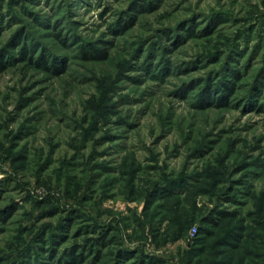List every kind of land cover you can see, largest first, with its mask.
I'll list each match as a JSON object with an SVG mask.
<instances>
[{"label": "rangeland", "instance_id": "rangeland-1", "mask_svg": "<svg viewBox=\"0 0 264 264\" xmlns=\"http://www.w3.org/2000/svg\"><path fill=\"white\" fill-rule=\"evenodd\" d=\"M2 55L0 264H264V0H0Z\"/></svg>", "mask_w": 264, "mask_h": 264}, {"label": "trees", "instance_id": "trees-1", "mask_svg": "<svg viewBox=\"0 0 264 264\" xmlns=\"http://www.w3.org/2000/svg\"><path fill=\"white\" fill-rule=\"evenodd\" d=\"M139 6H142V5H139ZM25 48V47H24ZM95 54H90L89 52L87 51H84L83 52V57L86 58V59H94V60H98V59H105L106 57V54L105 52L101 51V50H95L94 51ZM6 56L5 55H2L0 61L2 62L3 59H5ZM44 60L41 61L40 63L41 64H44ZM57 64L54 65V68H47L48 70L47 71H51V72H54L55 71H61L62 68H59L58 66H56ZM56 67V68H55ZM230 69H226V74L222 75L223 77L217 81L216 84L213 85V83H208V84H205V86H203L201 89L203 92H201V94L199 95V101L202 105H217V106H222V105H226V99L229 95L232 94L234 88V81L237 79L238 76H233V75H230L229 73ZM230 76V79L227 78ZM232 77V78H231ZM232 80V81H231ZM169 188H166L165 191H163V193L160 196L164 197V195H174L173 192H169ZM215 214V213H213ZM220 215L222 217H225L226 215H229V216H235V214H228V213H225V214H221ZM214 215H210L209 217L206 216V217H203V218H200V222H199V226H198V233L195 235L194 237V242L195 243H198L204 236H208L210 234V227H213V225H215L216 223V220L217 219H214L213 217ZM209 230H208V229ZM239 236H235L234 234H231V235H228L226 237V239L224 240V242H221L223 245L225 246H228L232 249H236L238 247V243H239ZM60 239V237H59ZM102 240V239H101ZM100 240V241H101ZM60 241V240H59ZM58 241V242H59ZM57 241L54 240L53 243H56ZM52 243V244H53ZM102 246H104V243L102 242L101 243ZM54 249L51 250V258H54ZM125 252V251H124ZM124 252H122V256L123 257H127L128 255H130L129 252H125V255ZM247 255V253H246ZM137 258L139 257V259L142 261L141 263L139 264H154L155 261L154 259H150V260H146L143 262V259L140 258L141 256L139 255H135ZM80 260H81V255L78 254L77 250L74 248V250H71L69 252H66L64 254V256H62L60 259H59V264H78L80 263ZM243 261H244V258L240 259V261H238L237 264H243ZM62 262V263H61ZM215 264H232V260H229L227 261L226 263L225 262H221V263H215Z\"/></svg>", "mask_w": 264, "mask_h": 264}, {"label": "built area", "instance_id": "built-area-1", "mask_svg": "<svg viewBox=\"0 0 264 264\" xmlns=\"http://www.w3.org/2000/svg\"><path fill=\"white\" fill-rule=\"evenodd\" d=\"M196 230H197V229H196V227H195V228L193 229V232H192V233L195 234Z\"/></svg>", "mask_w": 264, "mask_h": 264}]
</instances>
